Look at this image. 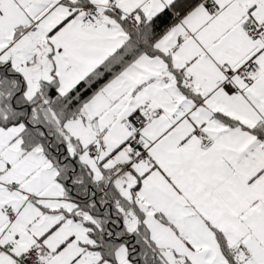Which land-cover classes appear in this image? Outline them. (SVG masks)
<instances>
[{
  "label": "snow or ice",
  "instance_id": "1",
  "mask_svg": "<svg viewBox=\"0 0 264 264\" xmlns=\"http://www.w3.org/2000/svg\"><path fill=\"white\" fill-rule=\"evenodd\" d=\"M0 264H264V0H0Z\"/></svg>",
  "mask_w": 264,
  "mask_h": 264
}]
</instances>
